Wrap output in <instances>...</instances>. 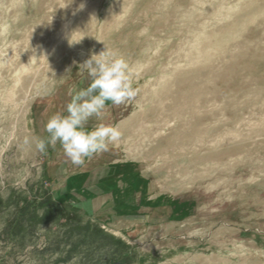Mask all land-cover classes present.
I'll return each mask as SVG.
<instances>
[{
    "label": "rangeland",
    "instance_id": "obj_1",
    "mask_svg": "<svg viewBox=\"0 0 264 264\" xmlns=\"http://www.w3.org/2000/svg\"><path fill=\"white\" fill-rule=\"evenodd\" d=\"M103 51L121 139L26 144ZM0 264H264V0H0Z\"/></svg>",
    "mask_w": 264,
    "mask_h": 264
},
{
    "label": "clouds",
    "instance_id": "obj_2",
    "mask_svg": "<svg viewBox=\"0 0 264 264\" xmlns=\"http://www.w3.org/2000/svg\"><path fill=\"white\" fill-rule=\"evenodd\" d=\"M79 66L91 77L89 86L70 93L71 100L65 112L49 117L45 124L46 139L36 136L25 140L42 154L48 146L54 147L59 142L64 154L75 165H83L86 159L107 151L109 144L117 143L122 136L116 125L98 123L91 129L86 128L89 118H100L108 102L121 105L134 99L138 91L133 87L128 63L116 53L94 54Z\"/></svg>",
    "mask_w": 264,
    "mask_h": 264
},
{
    "label": "bare ground",
    "instance_id": "obj_3",
    "mask_svg": "<svg viewBox=\"0 0 264 264\" xmlns=\"http://www.w3.org/2000/svg\"><path fill=\"white\" fill-rule=\"evenodd\" d=\"M187 141V140H186Z\"/></svg>",
    "mask_w": 264,
    "mask_h": 264
}]
</instances>
